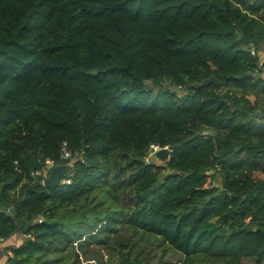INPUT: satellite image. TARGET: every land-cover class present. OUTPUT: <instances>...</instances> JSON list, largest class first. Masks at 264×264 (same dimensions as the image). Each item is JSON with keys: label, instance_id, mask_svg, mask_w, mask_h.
Masks as SVG:
<instances>
[{"label": "trees", "instance_id": "1", "mask_svg": "<svg viewBox=\"0 0 264 264\" xmlns=\"http://www.w3.org/2000/svg\"><path fill=\"white\" fill-rule=\"evenodd\" d=\"M259 52L264 0H0L5 264H264Z\"/></svg>", "mask_w": 264, "mask_h": 264}, {"label": "rangeland", "instance_id": "2", "mask_svg": "<svg viewBox=\"0 0 264 264\" xmlns=\"http://www.w3.org/2000/svg\"><path fill=\"white\" fill-rule=\"evenodd\" d=\"M259 56H260V60L263 61L264 60V53L263 52H259ZM262 74L264 75V68H263ZM163 82H164L165 85L168 84L167 81H163ZM159 148L160 147H158L157 149H159ZM151 156H153L155 158V162L156 163H165V161L167 160V158L166 159H161L159 157H156L154 155V152H151V150H150L149 154L147 155V159H150ZM255 175L258 176V177H263L264 173H262L261 171H257V172H255ZM217 181H218V179L216 180V182ZM131 230H132L131 227L129 229L122 230V232L120 233L121 239H124V238L126 239L127 235L129 233H131ZM132 236L137 238V239L139 238V235L132 234ZM21 240H22V237L19 234H13V235L9 236L6 239H0V264H5V261L7 259V255L12 253V251H11V249L9 247L11 245L18 244ZM76 242L77 241L75 240L73 242V244H71L69 247H67L66 249L60 250L59 252L61 254L59 256H57V257L53 256L54 260L50 264H71L72 261L75 258L74 252H75V250H78V248L76 246ZM158 242H160V240H158L157 237H155L154 235H149L147 237L146 241L145 242L140 241V244H146L149 247L153 246L159 252L162 251V247L163 246H166V250H165V254H164L165 257H170L173 260H176V259H178L180 257V253L175 251L170 246H167L166 243L162 244V246L157 247L156 244ZM90 245H92V244H90ZM103 251H104V258L106 260L107 257H108L107 249L105 247H103ZM112 256H113V261L112 262L114 263L116 261V256L115 257H114V255H112ZM93 263H94V261L92 259L91 260V264H93ZM24 264H28V263L25 262ZM38 264H48V263H45L43 260H41V261L38 262ZM244 264H254V262H253L252 259L246 257V258H244Z\"/></svg>", "mask_w": 264, "mask_h": 264}, {"label": "water", "instance_id": "3", "mask_svg": "<svg viewBox=\"0 0 264 264\" xmlns=\"http://www.w3.org/2000/svg\"><path fill=\"white\" fill-rule=\"evenodd\" d=\"M156 144H154L151 147V152H154V155L156 157H159L161 159H166L169 156L170 153V148H168L167 146L164 147H160L159 149L156 150ZM261 152L264 154V148L261 149ZM149 162L155 163V158L153 156L150 157ZM67 168V164L66 163H56V164H48L47 165V174L44 176L42 183L45 186L48 187H54L57 184H59L62 180L63 175L65 174V169ZM171 169H166V172H170ZM211 172V170L209 171Z\"/></svg>", "mask_w": 264, "mask_h": 264}, {"label": "built area", "instance_id": "4", "mask_svg": "<svg viewBox=\"0 0 264 264\" xmlns=\"http://www.w3.org/2000/svg\"><path fill=\"white\" fill-rule=\"evenodd\" d=\"M251 52L252 53H254L255 52V49H254V47L252 46L251 47ZM157 147H156V149L158 148V145H156ZM63 157H68V156H70V152L65 148V147H63V151H62V154H61ZM46 163H47V165L50 163V164H56L57 162H54L53 160H51V159H47L46 160ZM47 165H45V167H43L42 169H36L35 171H34V173H33V175H43V176H45L46 174H47V171H48V169H47ZM66 181H69V179H65ZM39 220H41L40 218H39ZM0 239H2L1 237H0Z\"/></svg>", "mask_w": 264, "mask_h": 264}]
</instances>
